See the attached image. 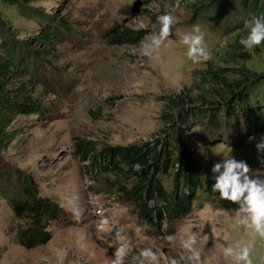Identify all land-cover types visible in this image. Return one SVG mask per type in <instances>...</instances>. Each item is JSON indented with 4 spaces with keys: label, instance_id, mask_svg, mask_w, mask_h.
Here are the masks:
<instances>
[{
    "label": "rangeland",
    "instance_id": "obj_1",
    "mask_svg": "<svg viewBox=\"0 0 264 264\" xmlns=\"http://www.w3.org/2000/svg\"><path fill=\"white\" fill-rule=\"evenodd\" d=\"M27 9L34 18L0 0V55L20 50L14 54L18 65L0 79V95L40 106L36 113H9L5 125L0 264H113L118 249L127 252L124 264H140L139 253L149 247L157 252L159 264L170 259L192 264L180 243L191 232L197 233L202 264H232L223 249L238 243L251 245L253 264H264V238L240 226L239 205L220 200L211 189V168L223 156L243 159L264 176V153L256 149L264 137L263 94L244 115L232 100L211 90L218 87L224 94L222 90L232 89L241 68L264 75V43L250 51L243 48L242 55L234 53L235 41L247 35L245 22L252 18L240 0H32ZM165 12L177 22L150 58L143 55L142 45L158 32L156 17ZM38 15L50 17L47 25ZM60 21L69 29H62L54 44L42 40L46 31L59 29ZM197 25L205 33L208 61L189 59L181 40ZM124 29L138 33L134 41L115 39L117 30ZM35 52H40L34 62L39 67L33 74L26 68ZM209 67L227 83L204 82ZM207 94L216 101H201ZM215 112L222 114L218 127L212 123ZM174 137L209 174V184L193 193L184 212L144 220L122 192L130 183L111 167L95 169L94 157L131 145L158 150L164 170L155 178L170 193L173 168L165 158H172L165 151ZM83 141L90 148L86 152L79 149ZM19 175L29 177L38 195L62 210L59 221L45 228L48 239L28 247L17 240L25 219L16 217L8 202L22 199ZM149 205L162 208L165 203L155 198Z\"/></svg>",
    "mask_w": 264,
    "mask_h": 264
},
{
    "label": "trees",
    "instance_id": "obj_2",
    "mask_svg": "<svg viewBox=\"0 0 264 264\" xmlns=\"http://www.w3.org/2000/svg\"><path fill=\"white\" fill-rule=\"evenodd\" d=\"M31 1L32 0H1V2L8 6H15L19 14L28 18H34L35 15L27 9V5ZM240 2L244 8L249 10L252 17L259 16L264 12L262 11L264 9V0H240ZM38 16L45 20V24L47 25L50 17ZM62 29H69V26L65 25L63 21H60L59 29L58 27H54L53 30L46 31L42 40L47 39L48 42L54 44L59 36L63 35ZM136 34L138 33L128 29L117 30L115 39L122 43L126 41L132 42L135 40ZM237 41L239 42V40L235 41L236 51H234V53L236 54L237 51H239L238 55H242L244 47L241 44L236 45ZM3 44L4 43H1V46ZM19 48L21 49V47ZM16 52L17 50L15 48L6 55H0V79L11 74L12 68L18 65V60H16L14 56ZM25 53L27 54L28 51ZM38 53L40 52H35L34 55L31 56L35 60L26 68L27 71L34 70L33 74L39 67V64L34 63L37 61ZM244 55L246 54L243 53V56ZM263 76L261 72H258L254 68H241L239 77L234 78L230 83L232 89L222 90V92L225 91L224 94L219 92L220 90L217 89L218 87H214L215 89L211 88V90L214 91V94H220L225 100H232V102L236 104V107L240 108L244 115H246L248 111L255 108L257 100H260L258 94H263L264 103ZM203 80L204 82H211L213 86H215L216 83H227L222 74L210 67L207 68ZM207 96L211 98L204 97L200 100L204 101L205 104H212L216 101L211 95L207 94ZM171 101L177 103L174 99ZM256 108L258 109V114L256 113L258 116L260 115V106ZM39 110L40 106L29 99L24 100V102H17L13 100L10 95H0V148L8 138V134L5 132V125L10 122L9 113L30 114L36 113ZM212 117L214 118L212 123L217 127L220 126L219 124L222 123V114L217 112L216 115H212ZM173 140L174 144L172 148L166 149L165 151V154H169L168 156L172 158L171 160L165 158L166 164L167 161H170L169 165L171 169L173 168L170 176L173 190L170 193L162 188L158 181L159 179L155 178V173L164 170V167L160 164L162 159L161 153L158 150L149 148L145 150V148L138 147L137 145H131L113 149L109 148L99 153V156L94 157L93 167L95 169L99 171L111 167L114 173L119 177H123L126 183H130V186H126L122 192L127 199L134 202L138 208V213L144 220L152 222L159 218L169 217L172 214L176 215L184 212L190 205L191 199L193 198L192 195H194L193 193L198 190H203L205 183H208L209 174L205 172L203 166L187 151L184 142L175 137ZM79 149L86 152L90 148L86 145V142L83 141L79 145ZM112 156L115 158L111 160ZM18 183L22 199L13 198L9 199L8 202L16 217L25 219L24 226L20 227L17 231V240L18 243L28 247L33 246L39 241L43 242L48 239L49 232L46 231L45 228L51 226L54 221H59L62 210L54 200L38 195L29 177H21L19 175ZM190 197L192 198L190 199ZM155 198H160V200L165 203L164 207H152L149 205V202L153 201Z\"/></svg>",
    "mask_w": 264,
    "mask_h": 264
},
{
    "label": "clouds",
    "instance_id": "obj_3",
    "mask_svg": "<svg viewBox=\"0 0 264 264\" xmlns=\"http://www.w3.org/2000/svg\"><path fill=\"white\" fill-rule=\"evenodd\" d=\"M156 21L159 25L158 32L142 45L143 55L150 58L172 35L173 25L177 22L175 17L167 12L158 15ZM245 27L248 33L239 41L245 50L250 51L264 43V14L253 16L251 20L245 22ZM181 40L187 46L189 59L194 62L211 59V53L205 43V33L198 25L194 26L192 32L183 34ZM256 149L258 153H264V137L256 144ZM260 162L264 164V157H260ZM211 172L215 181L212 191L219 193L220 200L239 205L237 223L245 229H252L258 236L264 238V176L254 173L245 160H237L232 155L223 156L221 161L214 163ZM180 243L190 253L189 260L192 264H202L201 251L196 247V232L188 234ZM251 250L250 244L238 243L235 247L224 248L223 254L225 257H231L232 264H253ZM126 255V251L118 249L113 264H124ZM139 257L140 264H159L157 252L150 247L144 248ZM168 264H179V261L170 259Z\"/></svg>",
    "mask_w": 264,
    "mask_h": 264
}]
</instances>
